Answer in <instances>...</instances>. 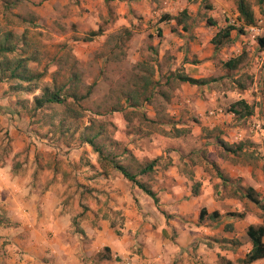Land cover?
Instances as JSON below:
<instances>
[{
	"label": "crops",
	"instance_id": "obj_1",
	"mask_svg": "<svg viewBox=\"0 0 264 264\" xmlns=\"http://www.w3.org/2000/svg\"><path fill=\"white\" fill-rule=\"evenodd\" d=\"M28 1L42 2L36 15L38 23L47 27L74 9L72 19L80 23L87 20L93 28L102 19L107 20L109 12L118 17L119 23L128 26L139 22L158 23L165 34L160 43V61L164 59L168 63L170 56V70L180 67L189 77L211 80L203 86L183 83L187 93L182 94L178 107L200 115L201 126H209L222 113L220 109L219 113L211 110L208 116H203L205 109L214 108L229 93L231 104L243 99L254 105L255 116L264 123V78L257 80L264 50L258 49L256 41L248 55L251 75L256 78L250 87L236 88L234 92L219 91L215 84L230 77L237 79L235 74L241 66L235 70L222 67L223 78H211L217 73L214 66H209L214 54L212 36L197 39L199 36H194L193 29L196 13L203 11V0H24ZM215 2L225 14L215 26L218 32L229 23L226 7L231 2ZM14 4L15 0L10 9ZM181 12L191 17L192 30L188 35L181 30V35L174 36L167 29L169 25L182 27L184 23L156 19L159 13L176 17ZM215 16L221 18L217 11L212 15ZM237 16L235 6L234 17L237 19ZM238 43L234 48L236 54L225 56L223 62L240 58ZM1 85L4 88L0 91V132L13 138L14 143L8 159L0 160V219L3 222L0 264H240L249 253L251 244L246 230L249 226H264V213L244 197V190L251 187L264 197V131L258 133L252 124L231 134L230 140L225 138L229 144L242 142L236 154L223 151L216 143L217 138L223 140L221 136L205 139L201 128L189 134L179 131L171 142L172 151L159 150L163 158L171 155V151L173 160L156 164L153 178L144 182L159 199L156 206L140 189L137 191L126 184L116 170H103L98 155L88 145L72 154L78 156L76 161L81 151L90 157L87 164H78V170L72 167L76 177L66 176L62 168L41 171L39 162L33 159L35 151L23 150V136L18 134L24 118L22 113L18 115L9 97L3 96L7 83L0 81ZM252 116L249 117L256 119ZM246 122L249 125V120ZM248 141L260 143L257 149L261 157L257 165L248 158L245 144ZM169 143L165 142L164 147ZM27 152L30 160L23 158L14 166L13 158L17 159L20 153L25 157ZM69 155L58 154L61 159ZM201 210H205V215L200 221ZM214 212L217 216L212 218ZM115 217L123 218L122 225H113ZM251 264H264V259Z\"/></svg>",
	"mask_w": 264,
	"mask_h": 264
},
{
	"label": "rangeland",
	"instance_id": "obj_2",
	"mask_svg": "<svg viewBox=\"0 0 264 264\" xmlns=\"http://www.w3.org/2000/svg\"><path fill=\"white\" fill-rule=\"evenodd\" d=\"M235 1L230 0L231 5L226 7L229 10L228 24L241 26V23L234 17ZM248 2L255 14L254 27L259 30L258 33L250 31L249 27H246L245 35L232 32L223 46L214 51L210 58L212 63L209 66H214L217 72L211 78L221 80L223 59H226L225 56L229 58L231 54H236L234 48L236 42H239L241 68L235 74L238 77L237 79L230 77L225 81L222 79L221 82H217L215 85L222 92H234L240 86L247 88L256 81L255 75H251L250 72L248 55L256 46L257 39L264 37V4L259 7L256 0H248ZM41 4L42 2L36 4L30 1L25 3L24 0H15L14 7L7 9L0 0L1 32L11 31L14 34L13 43L16 44L17 54L25 53L26 56L34 57V61L28 63L32 71H44L45 75L39 82L40 87H51L54 82L56 86L66 84L70 92H74L77 96L85 95L89 86L92 88L86 98L77 102L69 98L65 105H52L34 111L32 97L39 95L40 90H35L32 94L13 93L8 90L9 83H7L3 96L9 97L18 115L22 113L24 118L20 127L21 133L18 134L19 137L23 136V150L35 151L33 159L39 162L41 171L52 169V167L62 168L60 170L66 176L76 177L77 174H72V167L78 170V164H87L90 161L85 151H81L83 153L77 161L78 156L72 155L74 151L88 145L79 137L81 134H98L96 142L102 147L106 158L99 162L103 170L114 171L109 164V159L115 158L116 161L128 166L134 172L139 164L155 158L158 160L156 164L172 161L171 155L174 154L171 151L174 147L171 142L181 130V133L189 134L201 128L202 134H205L204 138H213V140L220 136L223 140L225 138L230 140L231 134L237 130L252 127V124L253 130L256 129L258 133L264 131V123L255 116L257 109L254 105H252V117L257 120L251 117L246 118L250 122L249 125L246 119L231 117L228 111L232 100L229 93H226L225 99L220 100L214 108L205 109L203 116H208L211 110L220 109L222 113V116L214 118L213 124L209 126H201L198 117L200 115H192L188 109L178 107L182 94H186L187 91L182 87V82L171 76L173 73L181 72L182 68L179 67L175 71L170 70L168 66L169 61L171 62L170 56L167 58L168 63L164 59L160 61L158 57L160 43L165 38V34L164 29L157 26L158 23L139 22L128 26L126 23H119L118 17H114V14L109 12L107 20L102 19L93 28L87 20L80 23L72 19L74 9L69 12L68 16L58 17L52 25L47 27L38 23L37 20L36 10ZM219 7L215 0H203V11L196 13L193 21L196 34L194 36H199L195 38L206 40V37H213L216 34L215 26L222 22L225 16ZM214 11H217L221 18L212 17ZM166 14L159 13L156 19L161 18L162 20ZM182 19L185 24L182 27L174 24L167 27L175 34L174 36L181 35V30L187 32L186 35H188V32L192 30L191 17L186 15ZM156 26L157 29H155ZM92 32L97 35L92 36ZM251 36L253 39L247 40ZM10 56L13 57L16 54ZM257 73V80L260 77L264 78V61ZM72 79L74 81L69 83ZM145 81L149 83L147 89L141 87ZM1 86L0 91L4 88V85ZM136 92L141 94L138 96L139 100L144 98V94H150L151 100L148 103L143 102L140 108L131 109L125 102V95H134ZM165 142H170L167 148L164 147ZM13 143V138L0 132L1 161L8 159ZM241 143L233 144L236 146ZM245 144L249 153L248 158L257 165L261 157V152L257 149L260 143L248 141ZM89 148L91 151L90 146ZM159 150L161 152L171 150V155L163 158V155H159ZM60 152L70 153V155L61 159L58 156ZM23 158L25 161L30 160V154L27 152L25 157L23 153L18 154L17 159L13 158V165L15 166V162ZM153 176L154 170L138 178L145 182ZM124 181L130 184L132 189L136 188L135 190L138 191L136 186L125 179ZM85 204L83 203V206ZM122 222L123 218L115 217L113 225H122Z\"/></svg>",
	"mask_w": 264,
	"mask_h": 264
},
{
	"label": "trees",
	"instance_id": "obj_3",
	"mask_svg": "<svg viewBox=\"0 0 264 264\" xmlns=\"http://www.w3.org/2000/svg\"><path fill=\"white\" fill-rule=\"evenodd\" d=\"M8 1L1 0L7 9L14 3V1ZM256 2L259 7H262L264 4V0H256ZM235 5L238 13L237 21L241 23V26L227 24L222 29H219L210 40V43L214 47V51H217L221 46H223L233 31L237 34L245 35L246 27L254 26L256 23L254 11L248 0H236ZM184 17H186V13L181 12L176 17L163 16L162 20L175 19L177 24H181L184 23L182 19ZM91 35L96 36L97 34L92 32ZM13 40L14 34L11 31L1 32L0 30V81L9 83L8 90L13 93L24 92L26 94H32L35 90L39 89L41 93L32 97V108L34 111L52 105H65L69 98H71L72 101L77 102L86 98L91 93V86H89L86 94L83 96H77L74 92H70V89L66 84L56 86L54 82L51 87H40L39 82L45 75L44 71H32L28 67V63L30 61H34V57L26 56L25 53L17 54V47L16 44L13 43ZM257 47L259 50H264V37L257 39ZM13 54H16V56H10ZM240 63L241 59L239 57L231 58L222 62V66L226 70H235L239 67ZM171 77L179 82L197 86L206 85L209 81H211L208 78L194 79L187 76L183 72L173 73ZM13 81L15 84H11ZM73 81L74 80L72 79L69 83ZM148 84V81H145L141 87L146 88ZM242 87L243 86H240V88ZM138 96H141V94L137 92L134 93V95L126 94L125 102L127 103V106L131 109H137L142 107L143 102L148 103L151 100L150 94H144V98H141L140 100ZM228 111L238 119H243L253 114V107L247 104L245 100L241 99L230 104ZM79 137H81V140L88 144L92 151L98 155L99 162L104 159L106 160L103 155L102 147L96 142L98 134H81ZM216 143L223 149V151L232 154H236L242 148V145L235 146L234 144L225 142L221 138H217ZM157 161V158H155L145 163H141L137 166L136 171L134 172L131 171L128 166L116 161L115 158H111V160L109 159V164L114 170L120 173L126 181L130 182L132 185L136 186L143 193L149 196L157 206L159 204V199L156 194L146 183L140 181L138 178L141 175L151 173ZM244 192V197L251 203L255 204L264 213V197H261V195L251 187L246 188ZM193 194H196L195 189L193 190ZM204 215L205 210H201L200 221L203 219ZM215 216H217V213L214 212L211 214L212 218H215ZM2 223L3 222L0 219V225ZM116 233L119 234L120 232L116 231ZM246 236L250 241L251 249L249 253H247L246 256L240 260V264H251L257 260L264 259V226H249L246 230Z\"/></svg>",
	"mask_w": 264,
	"mask_h": 264
},
{
	"label": "built area",
	"instance_id": "obj_4",
	"mask_svg": "<svg viewBox=\"0 0 264 264\" xmlns=\"http://www.w3.org/2000/svg\"><path fill=\"white\" fill-rule=\"evenodd\" d=\"M170 1H173V0H170ZM250 31H252V32H257L258 33V29L257 28H255L254 26H251V27H249L248 28ZM125 264H131L130 262H127V263H125Z\"/></svg>",
	"mask_w": 264,
	"mask_h": 264
}]
</instances>
